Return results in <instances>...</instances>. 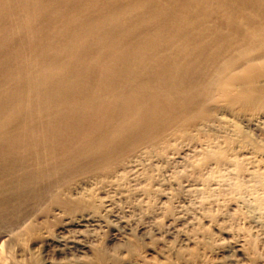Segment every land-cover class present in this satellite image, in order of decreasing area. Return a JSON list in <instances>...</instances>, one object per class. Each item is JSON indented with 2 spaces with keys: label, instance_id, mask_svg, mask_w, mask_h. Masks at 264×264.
<instances>
[{
  "label": "bare ground",
  "instance_id": "6f19581e",
  "mask_svg": "<svg viewBox=\"0 0 264 264\" xmlns=\"http://www.w3.org/2000/svg\"><path fill=\"white\" fill-rule=\"evenodd\" d=\"M185 143L191 171L174 180L197 175L205 221L163 236L171 194L159 231L144 226L165 193L151 165L139 219L117 221L111 189ZM238 257L264 262V0H0V264Z\"/></svg>",
  "mask_w": 264,
  "mask_h": 264
},
{
  "label": "rangeland",
  "instance_id": "374dc122",
  "mask_svg": "<svg viewBox=\"0 0 264 264\" xmlns=\"http://www.w3.org/2000/svg\"><path fill=\"white\" fill-rule=\"evenodd\" d=\"M252 134H253V136H255V138H259V132L258 131H253L252 130ZM255 134V135H254ZM190 145V146H189ZM184 147V148H183ZM188 148V149H187ZM191 148H193L192 147V145L191 144H189V143H185L184 144V146L182 145V148H181V152H178V153H176L178 156L180 155V153H181V155L178 157V156H176V154L175 153H173L174 155H175V160H174V155L172 154V156L170 157V155L171 154H169V157H168V159H171L172 160V158H173V161H169V160H166L167 158H164V157H161V158H159V156L157 157V156H155V158L153 157V158H151V159H148V160H151V161H148L147 160V158H143L142 160L143 161H140V162H145L146 160L148 161H146V163H148L147 164V166L146 165H144V164H146V163H143L142 165L141 164H139V166L136 164V166H138V167H134L133 169L132 168H130L129 169V172H127L128 174H127V178H128V176H129V178H128V180L131 182V184H132V182H134L136 185H137V187H136V185L135 186H132L131 187V185H130V183H129V181L127 180V185H125V186H123L122 188H125V190L124 189H122L121 187L119 188V189H122V190H119V189H117L118 190V192H120L121 193V195L126 191V193L124 194L125 196H127V197H121V195H118V194H120V193H117L116 192V190L114 189H111V195L113 196V195H115L114 196V198H115V202H116V204L114 205V208H115V211H117V213L116 214H118V219H116L117 221H119V220H126V219H129V218H131L132 216H134V217H136V218H134L133 217V220L134 219H136V220H138L139 219V215H141V213H140V210H138V209H140V207L138 208V209H135L136 208V205H137V207L138 206H140V202H142L143 204H142V206L141 207H143V206H145V205H147L146 203V199L148 198L147 197V195L146 194H144V191H143V188H141L142 189V191H143V194H141L142 193V191L140 192V189H139V192H140V195L138 194V192H136V190L138 191V189H136V188H140L141 186H142V184H143V186L144 187H146L144 184L146 183V185H149L148 184V182H145L144 180V177L142 176V173H140L139 174V172H143L145 169H143L142 167H144V168H146V170H148V172H149V166L148 165H151L150 167V171L151 172H149V174L151 173L152 174V176L153 177H155L156 178V184H154L155 182V179H154V181H152V188L153 187H155L156 185V187H157V189H160L161 188V190L163 191L162 193H164L163 194V197L161 196L160 197V200H159V198H158V201H157V207H155L156 208V210L158 211H156V214L154 213V214H150L149 216L148 215H146L147 217L144 219V221L142 220V222H143V224H144V226H146V227H148V230L149 231H152V232H155V231H159L157 228V226H154L155 225V223H156V221L158 220L157 218V214L160 212V208H162L161 206H163V204L162 203H160L161 201H166L167 200V196H171V194H172V196L173 197H171L172 198V206L174 207V213L172 214V215H170V216H168L169 218H171V219H169L168 217L166 218H163L162 219V221H163V226L164 227H162L161 229H160V231L162 230V235L163 236H165V235H167V234H172L173 233V235H175V234H177V232L178 231H184L186 228H188L189 227V224H190V222H193V221H195V220H197V219H200V221H205L203 218H202V215H203V211L201 210V208H202V206L204 205V204H200V202L201 201H199L200 200V195L199 194H197L196 192H194V190H197V189H199V188H202L201 186H202V184L200 183V180L197 178V175H192V176H188V178L187 179H190V180H188V182H187V179L184 177V178H180L181 180L180 181H182L181 183H179V184H176L175 182V176H178V173H179V175H181L180 173L181 172H185L184 173V175H186V171H187V169H188V172L190 173V171H191V167H187V165H186V162L188 163V161L187 160H192V159H194L193 157V155H195L194 153L195 152H193L194 151V148L193 149H191ZM182 152L184 153L183 155H182ZM187 152V153H186ZM185 154H187V155H185ZM182 156V158L181 159H179L180 157ZM189 156V157H188ZM157 157V158H156ZM162 158H163V160H162ZM187 158V159H186ZM165 159V160H164ZM179 159V160H178ZM165 161H166V163H165ZM149 162H151V163H149ZM160 162V163H159ZM170 162V165L168 164ZM172 162V163H171ZM175 162V163H174ZM185 162V163H184ZM155 164V165H154ZM144 165V166H143ZM157 165V166H156ZM169 165V166H168ZM155 166V167H154ZM169 167V168H168ZM186 167V168H185ZM140 168H141V170L143 169V171H141L140 170ZM154 168V169H153ZM184 169V170H183ZM140 170V171H139ZM190 170V171H189ZM139 171V172H138ZM131 173V174H130ZM137 174H139L138 176H140L141 175V177H138L137 176V179H135L136 177V175ZM154 174V175H153ZM177 174V175H176ZM132 176H134V177H132ZM164 176V177H163ZM190 177V178H189ZM131 178H133V179H131ZM140 180H139V179ZM192 178V179H191ZM138 180V182L137 181H135V180ZM144 179V180H143ZM131 180H133V181H131ZM160 180V181H159ZM194 180V181H193ZM146 181H147V179H146ZM140 182V185L138 184ZM143 182V183H142ZM158 182V183H157ZM170 182V183H169ZM133 183V184H134ZM151 183V182H150ZM132 184V185H133ZM155 186H154V185ZM165 184V185H164ZM128 185H130V187H131V189H130V191H132L131 193L129 192V195H127V193H128V190H129V187L127 188V186ZM142 186V187H143ZM133 187H134V190H133ZM156 189V188H155ZM186 190V191H185ZM124 191V192H123ZM191 191V192H190ZM116 192V193H115ZM123 192V193H122ZM134 192V193H133ZM136 192V193H135ZM114 193V194H113ZM133 194V195H132ZM134 194H136V195H134ZM166 194V195H165ZM186 194V195H185ZM137 195H139V196H137ZM143 195V197L144 198H142V197H140V196H142ZM116 196H118L117 198H116ZM131 196V197H130ZM199 196V197H198ZM130 198V199H128V201H127V199L126 198ZM137 197H139V198H137ZM147 197V198H146ZM197 197V198H196ZM134 198V199H133ZM140 198H142V199H140ZM161 198H162V200H161ZM163 198H164V200H163ZM140 199V200H142V201H140V202H138V200ZM144 199V200H143ZM149 199H147V201H148ZM120 201V202H119ZM124 201V202H123ZM131 201V202H130ZM137 201V202H136ZM160 201V202H159ZM127 202V203H126ZM144 202H146V203H144ZM126 203V204H125ZM136 203H138V204H136ZM160 203V204H159ZM198 203V204H197ZM136 204V205H135ZM192 205V206H191ZM134 206H135V208H134ZM184 206V207H183ZM159 207V208H158ZM158 208V209H157ZM119 209H121L119 212H118V210ZM131 209L133 210L132 212H131ZM129 210V211H128ZM136 210V212H134ZM202 211V212H201ZM134 212V213H133ZM201 212V213H200ZM139 213V214H138ZM129 214H130V216L131 217H129ZM131 214H134V215H131ZM136 214V215H135ZM138 214V215H137ZM197 215V216H196ZM198 217V218H197ZM179 218V219H178ZM188 218V219H187ZM191 218V219H190ZM114 218H112L111 219V221H113L114 222V220H113ZM156 219V220H155ZM184 219V220H183ZM164 220H165V222H164ZM168 220V221H167ZM173 220V221H172ZM192 220V221H191ZM152 221V222H151ZM172 222V223H171ZM147 223V224H146ZM134 224V223H133ZM166 224V225H165ZM172 224V225H171ZM133 226H135V225H133ZM184 226V227H183ZM155 227H156V229H155ZM165 227H167V228H165ZM179 228V229H178ZM185 228V229H184ZM181 229V230H180ZM91 230H93V228L92 229H89L88 230V232L86 233V237H88V238H86L85 239V241L87 242V243H90L91 241H93V237L95 236V232H93V231H91ZM98 230V229H97ZM173 230V231H172ZM170 231V232H169ZM90 233V234H89ZM118 233V234H117ZM72 234V235H71ZM88 234H89V236H88ZM112 234L113 235H115V237H116V235H118L116 238H118V239H120L121 237H120V233L119 232H112ZM76 236V235H78L77 233H75L74 234V232H71V233H66V234H63L61 237H64V236ZM93 235V236H92ZM92 238H91V237ZM168 236V235H167ZM170 237V236H169ZM88 239V240H87ZM171 240H172V238H170ZM181 240V238H178V241H177V244L179 245V244H181L182 242L180 241ZM227 240V239H226ZM230 240V239H229ZM180 241V242H179ZM231 241L232 242H234V240H232L231 239ZM236 241V240H235ZM179 242V243H178ZM232 242H230L229 241V243H228V240H227V243L226 244H230V246L232 245V247H229V251L227 250L226 252H222V254H225V255H227L228 254V256H225L224 257V255H220V257L221 258H223V260L227 257V260H228V258L230 259V258H233V256L235 255V254H232V252L234 251V249H233V244H232ZM119 243H117V244H115V243H111V244H109L110 246H108V249H110L109 251H112V250H114V249H116L117 248V245H118ZM176 244V245H177ZM25 245L27 246V247H29L30 245H31V247L34 249H36L38 246L36 245V244H31V243H25ZM177 245V249H178V247H180V245L178 246ZM1 249H2V252L4 251V248L1 246ZM121 250V249H120ZM232 250V251H231ZM118 252L119 253H121L122 252V250L121 251H119L118 250ZM230 252V253H229ZM233 253H235V252H233ZM49 254V255H48ZM183 254H185V253H183ZM182 254V255H183ZM230 254V255H229ZM36 255H38V254H36ZM52 253H50V252H48L47 254L45 253L44 254V257H45V259L47 260V261H50V260H52ZM180 255V256H179ZM179 255H177V258L181 261L182 259L181 258H183L184 256V258L186 259V258H188V256L187 255H184L183 257H182V255L181 254H179ZM232 255V256H231ZM223 256V257H222ZM230 256V257H229ZM240 256V255H239ZM235 257V256H234ZM238 258H240V257H238ZM237 258V260H238V264H239V262H240V260ZM242 258V257H241ZM240 258V259H241ZM57 259V260H56ZM54 261L56 262V263H65L69 258H67V260H65V258L63 257H60V258H56ZM243 262V263H242ZM246 262L248 263V261L246 260ZM245 261H243L242 259H241V262H240V264H244V263H246ZM250 262V261H249ZM33 263V259L32 260H27L26 261V264H32ZM236 263V264H237ZM246 263V264H247ZM264 264V262H261L260 264ZM230 264V263H229ZM249 264H252L251 262L249 263Z\"/></svg>",
  "mask_w": 264,
  "mask_h": 264
}]
</instances>
